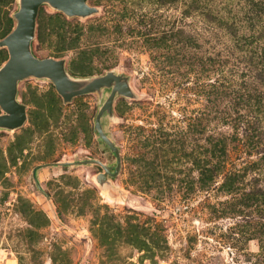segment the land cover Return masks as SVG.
<instances>
[{
  "label": "rangeland",
  "instance_id": "rangeland-1",
  "mask_svg": "<svg viewBox=\"0 0 264 264\" xmlns=\"http://www.w3.org/2000/svg\"><path fill=\"white\" fill-rule=\"evenodd\" d=\"M88 3L99 13L86 19L41 6L33 52L78 78L130 75L138 99L115 98L104 123L117 189H99L95 165H55L114 164L93 132L98 97L65 104L47 80L20 82L26 120L0 131V264H264V121L251 138L237 124L264 86L225 28L246 34L243 0ZM16 10L0 0V40Z\"/></svg>",
  "mask_w": 264,
  "mask_h": 264
},
{
  "label": "water",
  "instance_id": "water-1",
  "mask_svg": "<svg viewBox=\"0 0 264 264\" xmlns=\"http://www.w3.org/2000/svg\"><path fill=\"white\" fill-rule=\"evenodd\" d=\"M89 0H17V10L12 14L14 28L0 40V49H6L8 57L0 66V131L12 132L23 126L26 120V106L18 101V85L33 78L47 80L54 86L63 103H70L72 98L95 94L99 108L93 120V132L111 152L113 165H105L99 160H82L75 162H58V166L95 165L101 172L94 176V182L102 192L112 196L117 188L113 186L121 167L119 148L109 138L104 123L115 120V98L136 100L138 96L131 87L130 75L125 72L107 70L95 76L75 77L71 75L64 58H39L33 52L36 37V20L41 6L62 14L67 19H86L99 13L97 7L91 6ZM54 165V164H49ZM32 178L38 187L35 171ZM50 206L52 203L48 195Z\"/></svg>",
  "mask_w": 264,
  "mask_h": 264
},
{
  "label": "trees",
  "instance_id": "trees-1",
  "mask_svg": "<svg viewBox=\"0 0 264 264\" xmlns=\"http://www.w3.org/2000/svg\"><path fill=\"white\" fill-rule=\"evenodd\" d=\"M239 13L246 34L238 33L240 29L238 24H228L229 26L224 24L225 28L242 46L241 50L246 53L247 64L254 70L255 80L264 86V0H243ZM243 101L237 124L241 125L245 137L251 138L248 133L253 130V124L264 121V93L256 90L254 95L245 94ZM228 121L231 123L232 120Z\"/></svg>",
  "mask_w": 264,
  "mask_h": 264
},
{
  "label": "bare ground",
  "instance_id": "bare-ground-1",
  "mask_svg": "<svg viewBox=\"0 0 264 264\" xmlns=\"http://www.w3.org/2000/svg\"><path fill=\"white\" fill-rule=\"evenodd\" d=\"M107 197H109V195H107Z\"/></svg>",
  "mask_w": 264,
  "mask_h": 264
}]
</instances>
